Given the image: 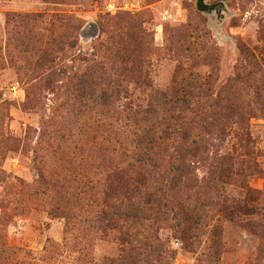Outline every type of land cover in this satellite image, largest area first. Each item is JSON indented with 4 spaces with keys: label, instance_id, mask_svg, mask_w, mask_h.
I'll use <instances>...</instances> for the list:
<instances>
[{
    "label": "rangeland",
    "instance_id": "rangeland-1",
    "mask_svg": "<svg viewBox=\"0 0 264 264\" xmlns=\"http://www.w3.org/2000/svg\"><path fill=\"white\" fill-rule=\"evenodd\" d=\"M195 3L0 0V264L119 258L94 206L137 179L130 111L179 86L205 143L175 189L193 211L167 205L159 257L143 262L264 264V0H205L224 5L212 15Z\"/></svg>",
    "mask_w": 264,
    "mask_h": 264
},
{
    "label": "trees",
    "instance_id": "trees-1",
    "mask_svg": "<svg viewBox=\"0 0 264 264\" xmlns=\"http://www.w3.org/2000/svg\"><path fill=\"white\" fill-rule=\"evenodd\" d=\"M79 80L90 95L97 92L98 86L91 76L86 74ZM180 92V86L170 92H155L146 108L130 111L126 120L124 127L131 138L132 166L137 179L126 184L125 193L114 203H103L101 208L94 206L99 209L96 218L105 223L106 229L118 233L123 246L119 258L106 260L104 264H145L143 261L147 262L148 256L158 258L161 243L154 226L165 220L167 205L172 202L182 214L184 210L189 214L193 211L186 208L185 203L175 202L178 193L175 189L189 175L188 160L202 158L205 143L193 137L189 122L182 119L180 110L186 105L184 98L189 93ZM110 98L108 89L97 96L102 106H106ZM206 118L209 120L201 123L213 126L214 112ZM175 137L181 139L182 144L176 142ZM111 180L112 185L123 181L114 175ZM240 211L246 215L243 208ZM205 218L202 215L200 219Z\"/></svg>",
    "mask_w": 264,
    "mask_h": 264
},
{
    "label": "water",
    "instance_id": "water-1",
    "mask_svg": "<svg viewBox=\"0 0 264 264\" xmlns=\"http://www.w3.org/2000/svg\"><path fill=\"white\" fill-rule=\"evenodd\" d=\"M195 7L198 12L207 15H212L214 12H221L224 9L222 3L207 5L205 4V0H196Z\"/></svg>",
    "mask_w": 264,
    "mask_h": 264
}]
</instances>
